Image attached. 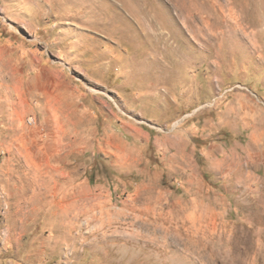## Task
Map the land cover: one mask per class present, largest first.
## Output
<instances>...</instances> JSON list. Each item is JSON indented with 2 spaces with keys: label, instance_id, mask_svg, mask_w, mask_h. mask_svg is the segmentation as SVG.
<instances>
[{
  "label": "rangeland",
  "instance_id": "374dc122",
  "mask_svg": "<svg viewBox=\"0 0 264 264\" xmlns=\"http://www.w3.org/2000/svg\"><path fill=\"white\" fill-rule=\"evenodd\" d=\"M0 264H264V0H0Z\"/></svg>",
  "mask_w": 264,
  "mask_h": 264
},
{
  "label": "bare ground",
  "instance_id": "6f19581e",
  "mask_svg": "<svg viewBox=\"0 0 264 264\" xmlns=\"http://www.w3.org/2000/svg\"><path fill=\"white\" fill-rule=\"evenodd\" d=\"M238 21V20H237ZM239 25V24H238Z\"/></svg>",
  "mask_w": 264,
  "mask_h": 264
}]
</instances>
